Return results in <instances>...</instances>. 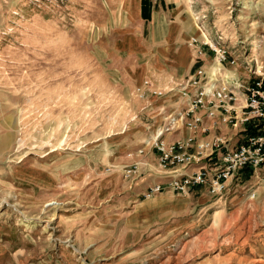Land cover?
<instances>
[{
	"label": "rangeland",
	"instance_id": "rangeland-1",
	"mask_svg": "<svg viewBox=\"0 0 264 264\" xmlns=\"http://www.w3.org/2000/svg\"><path fill=\"white\" fill-rule=\"evenodd\" d=\"M260 78L264 0H0V264H264V163L181 194L156 147Z\"/></svg>",
	"mask_w": 264,
	"mask_h": 264
},
{
	"label": "built area",
	"instance_id": "built-area-1",
	"mask_svg": "<svg viewBox=\"0 0 264 264\" xmlns=\"http://www.w3.org/2000/svg\"><path fill=\"white\" fill-rule=\"evenodd\" d=\"M214 52L219 62L226 61L225 50L216 49ZM201 74L202 71L199 70L198 75ZM148 86V81H144L143 88L139 89L141 97L144 96V88ZM194 88L196 90L185 113L188 118L185 128L190 134L169 144H156L160 152V166L171 170L173 176L166 183V187L173 191L186 194L189 188L208 183L210 192L219 195L234 174L246 167L255 170L264 163V133L252 136L247 133L248 127L244 128L243 131L247 133L245 142L231 148L229 140L224 137L216 135L210 139L204 138L209 134L204 119L219 118L222 123H228L233 129H239L242 125L246 127V123L252 120L262 119L264 123V78H260L246 89V105L241 109L247 111L242 110L240 117L237 116L235 108L229 105L236 100L234 87L222 83L207 88L194 82ZM152 93L161 95L157 91ZM202 110L205 111L204 114L201 113ZM214 159L218 162L214 164L219 166L207 168L206 164ZM188 167L194 169L188 171ZM164 188L162 184L156 185L151 188V193H158Z\"/></svg>",
	"mask_w": 264,
	"mask_h": 264
},
{
	"label": "crops",
	"instance_id": "crops-1",
	"mask_svg": "<svg viewBox=\"0 0 264 264\" xmlns=\"http://www.w3.org/2000/svg\"><path fill=\"white\" fill-rule=\"evenodd\" d=\"M241 103H242V100H241ZM235 110H236L237 116L240 117L242 109L236 108ZM204 124L206 126H208V128H209V134L207 136H205L204 138L210 139V138L218 135V136L224 137L227 140H229V144H230V146H232L235 141H240V139L246 138L247 133L243 131L244 128H247V127L248 128L249 127L256 128L261 124V122L259 120H252L251 122L246 123V127H245V125H242L239 129H233L231 127V125H229L228 123H226V124L222 123L219 118H217L215 120L204 119ZM261 130L264 131V128H261ZM238 133H239L238 138H235V136ZM189 134H190V132H188L187 130L182 131L178 134V137L176 139L184 138V137L188 136ZM197 137L199 138L200 136H197ZM176 139H174V140H176ZM191 169H194V168L190 167L189 170H191Z\"/></svg>",
	"mask_w": 264,
	"mask_h": 264
},
{
	"label": "trees",
	"instance_id": "trees-1",
	"mask_svg": "<svg viewBox=\"0 0 264 264\" xmlns=\"http://www.w3.org/2000/svg\"><path fill=\"white\" fill-rule=\"evenodd\" d=\"M264 124V123H263ZM262 124V125H263ZM262 126H258L257 128H252V127H249L247 129V133L249 135H252V136H257V135H261L262 133H264L262 130H261ZM246 170V171H245ZM252 169L251 168H246L242 171V173H245L246 177H248L251 173H252Z\"/></svg>",
	"mask_w": 264,
	"mask_h": 264
},
{
	"label": "bare ground",
	"instance_id": "bare-ground-1",
	"mask_svg": "<svg viewBox=\"0 0 264 264\" xmlns=\"http://www.w3.org/2000/svg\"><path fill=\"white\" fill-rule=\"evenodd\" d=\"M221 66V65H220Z\"/></svg>",
	"mask_w": 264,
	"mask_h": 264
}]
</instances>
